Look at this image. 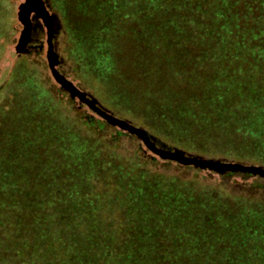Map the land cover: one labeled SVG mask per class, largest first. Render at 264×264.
<instances>
[{"label":"rangeland","instance_id":"374dc122","mask_svg":"<svg viewBox=\"0 0 264 264\" xmlns=\"http://www.w3.org/2000/svg\"><path fill=\"white\" fill-rule=\"evenodd\" d=\"M24 2L0 0V264H264V175L187 162L264 169L239 0H38L32 32Z\"/></svg>","mask_w":264,"mask_h":264},{"label":"trees","instance_id":"16d2710c","mask_svg":"<svg viewBox=\"0 0 264 264\" xmlns=\"http://www.w3.org/2000/svg\"><path fill=\"white\" fill-rule=\"evenodd\" d=\"M219 6L221 7L220 3L216 4L213 2H209L206 4L199 3L196 8L198 10L201 9L200 11L205 12H220L224 8L218 9ZM233 10L234 14L238 16V19L240 21H245V25L235 26V30L239 34L234 33V35H240L242 41H244L245 37L246 39H250L248 41H245V43L249 45H243V49L247 48L249 50V53L247 55H251L253 52L251 47L260 49L264 45V0H239L237 6ZM231 54H233V52H231ZM252 56L255 57V55ZM86 123L92 127H94L95 125L93 121H86ZM226 173V175L233 176V174L231 173L228 174L229 172ZM252 174L254 173H250L249 175L254 176Z\"/></svg>","mask_w":264,"mask_h":264},{"label":"water","instance_id":"95a60500","mask_svg":"<svg viewBox=\"0 0 264 264\" xmlns=\"http://www.w3.org/2000/svg\"><path fill=\"white\" fill-rule=\"evenodd\" d=\"M25 3H23L22 5H24ZM21 5V6H22ZM46 10V9H45ZM33 11V10H32ZM32 11L30 13H32ZM30 14L28 19L30 20ZM28 28V27H27ZM53 69V74L55 79L57 80L58 83H60L62 86L68 88L71 92H73V94L75 96H77L81 102L87 104L89 106V108L97 113L99 116L103 117L104 119L108 120V121H112L115 124L125 127L129 130L134 131L135 133L142 135L144 138V141L152 147V149H154L155 152L159 151V153L162 156H167L168 158L174 159V158H178V159H182L180 158V156L175 155L173 153H169V152H164V151H160L158 150L154 145L152 146V144L149 142L147 137L146 132L144 130L135 128L133 126H131L130 124H127V122L120 120L116 117H114L113 115L109 114L105 109H103L101 106H99V102L92 98V97H88L85 93L81 92L79 89H77L74 85H72L70 82H68L66 79H64L62 76H60L55 70H54V66L52 65L51 67ZM158 153V152H157ZM186 159V158H185ZM189 163H193V164H197L199 166H204V167H208L211 169H216V170H220V167H226L228 169L231 170H240L242 172H248V173H254L257 175H264V169L259 168V167H252V166H241L238 164H222V163H217V162H210V161H203L202 159H188Z\"/></svg>","mask_w":264,"mask_h":264},{"label":"bare ground","instance_id":"6f19581e","mask_svg":"<svg viewBox=\"0 0 264 264\" xmlns=\"http://www.w3.org/2000/svg\"><path fill=\"white\" fill-rule=\"evenodd\" d=\"M25 4L20 7L19 11V20L21 21L24 29H27V21H26V12L29 7L33 8L32 13L39 15L40 17L44 18L43 13L39 9L38 0H25ZM30 13V15L32 14ZM45 19V18H44ZM23 36V35H22ZM220 169V168H219ZM220 171V170H219Z\"/></svg>","mask_w":264,"mask_h":264},{"label":"flooded vegetation","instance_id":"af4514ba","mask_svg":"<svg viewBox=\"0 0 264 264\" xmlns=\"http://www.w3.org/2000/svg\"><path fill=\"white\" fill-rule=\"evenodd\" d=\"M44 16V15H43ZM37 18H42L40 17L39 15L35 14V13H32L31 16H30V25L33 27V29L31 30V32L35 29V26H33L34 24V21L37 19ZM43 22L46 24V19L43 18ZM35 25V24H34ZM50 28V26H48ZM31 35V34H30ZM50 43H51V40H50Z\"/></svg>","mask_w":264,"mask_h":264}]
</instances>
